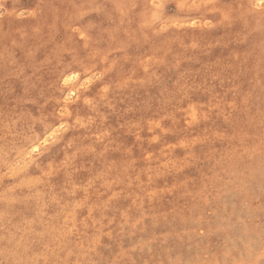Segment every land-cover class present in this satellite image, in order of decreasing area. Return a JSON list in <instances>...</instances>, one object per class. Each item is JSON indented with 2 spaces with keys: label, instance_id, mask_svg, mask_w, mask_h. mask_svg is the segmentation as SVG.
<instances>
[{
  "label": "clouds",
  "instance_id": "1",
  "mask_svg": "<svg viewBox=\"0 0 264 264\" xmlns=\"http://www.w3.org/2000/svg\"><path fill=\"white\" fill-rule=\"evenodd\" d=\"M0 264H264V0H0Z\"/></svg>",
  "mask_w": 264,
  "mask_h": 264
}]
</instances>
